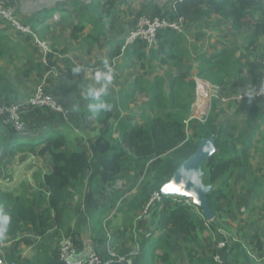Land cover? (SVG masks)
Returning <instances> with one entry per match:
<instances>
[{"label":"trees","instance_id":"1","mask_svg":"<svg viewBox=\"0 0 264 264\" xmlns=\"http://www.w3.org/2000/svg\"><path fill=\"white\" fill-rule=\"evenodd\" d=\"M142 15H146L145 10L139 17ZM213 15L226 21L231 31L249 30L250 47L255 46L259 38H264V0H176L172 9L163 12L157 10L151 16L171 20L183 18L184 29H160L157 46L151 47L137 39L124 52V42L111 51V59L122 53L136 55L143 73L151 74L152 79L147 88H143V79L138 76L132 90L121 91L118 96L104 95L102 101L110 104L111 110L93 112L101 127L89 149L82 146L81 138L73 147L72 140L57 128L46 130L43 125L33 124H28L26 128L24 122V127L17 130L13 123L0 118V163L3 159L12 160L23 152L49 157L47 171L35 174L38 184L36 191H31L24 182L18 193H1L0 211L11 217V223L5 237L0 239V245L29 231L43 242L33 261L28 264H66L60 258L56 241L67 234L77 243V235L96 214V197L103 192L102 185L113 186L128 171L134 170L141 171L144 179L137 193L124 202L121 211L126 216L140 212L158 192L161 199L152 203L150 215L155 228L162 231L159 234L153 232L150 236L143 234L139 241L134 240L139 246L136 254H131L134 248L129 250V254H124L125 251L120 253L127 257V262L112 261L109 264H171L170 250L174 241L179 238L199 240L200 233L208 227L207 223L211 222L213 227L218 223L219 226L223 214L233 210L235 197L231 188L235 180L242 182L244 190H251L253 197L262 195L264 168L256 169L254 166L253 151L256 147L253 146L251 132L260 126L258 121L262 115L258 103L249 100L244 124L219 123L211 117L204 120L195 118L187 124L192 113L197 80L187 75L193 63L190 62L191 52L185 46V32L193 24ZM82 28L79 24L74 27V38L78 37ZM11 50L16 55L19 51L25 53L29 66L26 75L29 76L34 59L27 47L0 30V60L12 56ZM49 58L51 62V53ZM111 59L92 64L94 74L96 70H106L104 61H107V67L114 77ZM196 61L197 76L213 85L227 86L229 80L242 81L246 69L254 88L261 85L264 63L258 58L244 60L229 46L214 54L200 53ZM153 62L185 68L187 71L166 81ZM7 88H0V99ZM139 88L149 94L147 110L153 114L159 112L146 123L132 122L121 116V109L129 107ZM112 122L116 124L112 125ZM27 129L30 134H25ZM209 136H214L217 147L203 165L204 182L213 186L208 193V201L215 214L212 221L206 219L202 208L193 201L186 202V197L164 196L161 193L162 186L170 180L177 167L195 153L204 137ZM94 162L96 171L88 177ZM84 187L89 188L88 199L70 206L69 202L75 194H82ZM259 239L261 237L256 234L250 243H255L257 250L262 252L264 248ZM221 249L225 252L220 261L215 258L218 254L215 249L213 252L216 254L204 252L194 264H258L240 242H233ZM14 251L12 258H16Z\"/></svg>","mask_w":264,"mask_h":264},{"label":"crops","instance_id":"2","mask_svg":"<svg viewBox=\"0 0 264 264\" xmlns=\"http://www.w3.org/2000/svg\"><path fill=\"white\" fill-rule=\"evenodd\" d=\"M107 1L108 0H6V5L15 12L20 20L29 25L32 30L34 28L33 31L42 44L37 43L32 36L25 35L13 29L10 24L1 17L0 30L27 47L28 52L34 59V68L33 71H31L32 74H39L38 69L42 70L45 67V74H70L69 79H73L75 76H78L73 74L72 68L76 65H81L86 71L81 72L80 74H82V77L76 79H80V81L84 79L88 80L94 75L92 64L99 60L111 59V51L118 48L120 44H123L126 35L134 27L137 21L136 19H138L142 10H145L149 15L154 14L159 9L163 12L167 9H172L176 0H119L118 2L109 0L111 4L106 3ZM116 6L121 7V10H116ZM77 24L82 25L83 28L78 33V37L74 38L73 30ZM110 30H112L114 36L108 32ZM236 33L240 32L231 31L229 24L218 15H213L193 24L185 32V46L189 48L191 52L190 62L197 66L196 57L198 54L216 53L228 46L227 41ZM128 47H131V45ZM122 50L124 52L125 49L122 47ZM50 53L51 62L48 61L50 59ZM236 55L238 56V54ZM20 58L24 59L21 56ZM111 60L113 62L112 69L116 76H119L123 71H129V69H132L133 66L138 65V63H140L141 66V62L136 55H126L122 53L120 56ZM135 68L137 69V67ZM195 71L198 73V70ZM247 77L249 78V75H247ZM53 81L56 82V80ZM98 86L99 85H97V87ZM115 88L119 89L118 87ZM7 90L11 92L9 88H7ZM128 90H132V87ZM103 97L104 96L101 97V100ZM81 98H83V94H79L78 92L75 96L73 94L71 98H64L67 105L72 108V110H65L64 112L50 107L26 109L27 107L30 108V106L27 104L22 105L21 116L22 120L25 122V127L27 128L28 124H33L43 125L46 130L49 128H57L72 140L73 147L76 146L77 139L81 138L83 141L82 146L89 149L93 140L99 135L101 126L90 110L89 105L87 107H78V105H81L79 103ZM88 102L89 104L95 103L89 100ZM121 116L126 117L123 111L121 112ZM126 118L132 122L138 121L131 119V117ZM84 123L88 125L85 130L77 129L73 125ZM115 124L116 122H112V125ZM261 127L264 129L262 125L259 129ZM25 134H30L28 129L25 130ZM19 155L23 160L26 159L27 162H37V159H44L45 163H49V157L47 155L40 156L29 152H23L19 153L16 157ZM14 158L12 160L3 159L0 163V195L2 192L6 191L15 193L20 192L24 182L27 183V187L31 191H36L38 189V184L34 177L35 171L31 172V174L24 172V176L20 178L19 170L17 167L12 166L14 164L12 163L14 162ZM40 166L38 162L36 171L45 173L48 165L45 168ZM95 171L96 165L94 162L92 169L88 173V177ZM235 182L238 183L239 181L235 180L234 183ZM250 192L252 191L247 190L244 195H251ZM88 193L89 188L84 187L82 190V198L76 202L75 200L70 201L69 205L75 206L78 202L86 201L88 199ZM136 193L137 189H134L128 194L123 195L122 203L124 204L126 200ZM115 197L116 194L111 196L112 199L110 198L109 200V206H106L107 196L105 194L96 197V214L92 216L87 226L76 237L77 243H75L79 248V258H87L88 254L93 250L103 255L106 254V237L103 240V235L106 229L105 221L107 220V216H111L108 220L112 219L109 227L111 231L117 236L120 233H124L125 229L123 221L121 220V216H124V214L115 211L114 207L116 204H112ZM234 197L233 210L228 214L230 218L238 214V199L235 195ZM223 219L224 217H222V220L219 222L220 226H227L222 222ZM73 224L74 220H72V226ZM229 226L230 225H228V228L230 229ZM239 227L241 228V226ZM138 229L141 233L145 234V236L150 232V234L153 232L159 234L162 231L155 228L152 223L151 215H146L144 218L140 219ZM237 231L241 232L240 230ZM24 240L28 241V243ZM18 242H20L19 245ZM42 242L43 240L38 236L26 231L16 239H11L1 244L0 255L4 257L7 264H28V262L33 261L38 253V247ZM132 246V248H138V244L134 245V243H132ZM13 251L15 252L16 258H12L11 253Z\"/></svg>","mask_w":264,"mask_h":264},{"label":"rangeland","instance_id":"3","mask_svg":"<svg viewBox=\"0 0 264 264\" xmlns=\"http://www.w3.org/2000/svg\"><path fill=\"white\" fill-rule=\"evenodd\" d=\"M115 1L118 2L119 0ZM116 10H121V7L116 6ZM146 15L149 14L146 13ZM108 32L113 34L114 36L112 30ZM104 33L106 34L105 31ZM249 35V30L233 34L232 37L227 41L228 46L236 54H238V57L243 58L244 60L258 58L262 63H264V38H259L255 46L250 47ZM10 52L13 54L12 56L10 55L9 57L0 60V88L4 89V87L9 86L8 88L11 89V92L8 90H6V92H2L3 98L0 99V105L13 103L20 104L22 109V105L26 104L28 99L33 96L35 90L40 85H42L48 93H51L54 96V98L62 106V109H64V111L72 110V108L67 105L64 98H71L73 97V94L75 96L77 92L79 94H83V98H81V101L79 102L81 105H78V107H87L89 105V102L85 98L84 93L87 87L92 84L91 78H89L88 80L84 79L80 81V79L77 80L76 78H81L82 74L77 75L78 77L75 76L73 79H69L70 74H45V67L42 70L38 69L39 74H32L30 72V75L27 76L26 72L29 69L28 64H26L25 62V60L27 61L24 55L25 53L19 51L18 55H16V52L14 53L13 50H11ZM246 54L252 56L249 57ZM19 56L23 57L24 59L19 58ZM153 66L156 67L155 69L157 70V72H159L166 81H169L172 77L182 75L181 73L187 71L185 68L178 69L173 65L162 66L157 62H153ZM135 67H137V69ZM33 68H31L32 71ZM195 70H198V65L196 66L193 63L192 69L187 74L188 77H192L197 80L195 96L192 104V118L190 120L195 118L204 120L207 117H211L219 123L238 122L240 124H244L249 100H238L237 96L240 93L252 91L255 89L253 84L251 83L250 78L247 77V75L250 74L248 73V69L244 71L242 81L229 80V84L227 86L213 85L208 80L199 78L197 76L198 73H196ZM138 76L141 77L140 79H143V88H147L150 79H152V75L144 74L140 63H138V65L133 66V68L129 69V71H123V73L119 74V76L115 75L108 85V93L112 92L110 94L118 96L121 91H125L133 87V82L135 81V79H137ZM53 80H56V82ZM200 82H204L206 84ZM200 86H204L206 89H208V93H201L199 91ZM115 87H118L119 89H116ZM54 88L59 89L55 90ZM143 88L137 89L135 97L129 102V107L127 109H120L121 111L123 110L126 117H131V119L133 120H138L139 122L146 123L153 116H156V114H158L159 112L153 114L152 112L147 110L149 94ZM250 101L259 104L262 116L258 121V125H262L264 127V96ZM36 107L45 106H30V108L27 107L26 109H35ZM73 125L77 129L79 128L84 130L86 129V127H88V125L85 123ZM251 132L253 134V146L256 147L253 151L254 166L256 167V169L264 168V129L262 127L260 129L256 128ZM26 162L27 160H23L20 155L18 157L15 156L14 162H12L14 163L12 166L17 167V169L19 170L20 178L24 176V172L31 174V172L33 171H35V177V174H38L36 171L38 162L44 168L48 165L47 163H45L44 159H37V162ZM143 177L144 175L141 171H128V173L124 177L118 179L113 186H110L108 184L102 185L103 192L100 193L99 196L105 194L107 196L106 206H109V200L111 196L116 194V197L113 199L112 204H116L114 207L115 211L120 212V214H124V212L121 211L123 205V195L128 194L134 189L138 190L144 179ZM234 184L235 185L232 186V194L234 193V195L238 199V214L233 218H230V216L228 215L229 213L223 214L224 219L222 222L227 226H218L217 223V225L213 227L211 225V222L207 223L208 227L205 231L202 232V234L200 233L199 240L187 241L184 238H179L174 241V246L170 250V253L172 255L171 264H194L197 261V258L205 254L204 252H206L208 255L218 253L219 255L223 256L225 250L217 247L220 243L222 244L223 242H226L225 248H227V246H229L233 242H240L244 247L247 248L250 256H252V258L256 260L258 264H264V249L261 252L257 250V246L255 245V243H250L251 238H253V236L256 234H259V236L261 237V239L259 240L262 242L264 248V191L259 198L253 197L252 192H250L251 195L248 194L247 196H245L244 194L247 190L243 189L242 183L235 182ZM81 196L82 194H75V197L72 198L71 201L75 200L76 202L77 200H80L82 198ZM190 201H192V199H187L186 202ZM146 209L147 204L144 209L138 213H131L127 216L122 215L121 220L123 221L125 230L124 233H120L118 236L115 235V233H113L109 228L112 219L108 220L111 216H107V220L105 221L106 229L104 231L103 240L105 237L107 239L108 236H111L114 249L119 254L123 253L124 251V254L128 253L129 250L133 249L132 243H134V245L136 244L134 240L139 241V239L143 235V233H141L138 229V223L140 222V219L144 218L146 215H150L152 207L148 208L147 210ZM228 225H230V229L228 228ZM239 226H241V228ZM237 230H240L241 232ZM149 234L147 236H149ZM68 236L71 235H64V237ZM64 237L56 241V245L58 247H60V242ZM217 248L220 250H217ZM215 249L216 253L213 252L215 251ZM104 257H107V251Z\"/></svg>","mask_w":264,"mask_h":264},{"label":"built area","instance_id":"4","mask_svg":"<svg viewBox=\"0 0 264 264\" xmlns=\"http://www.w3.org/2000/svg\"><path fill=\"white\" fill-rule=\"evenodd\" d=\"M0 17L6 20L13 29L25 34L34 36V40L37 43H40L39 38L36 33L32 30V28L23 23L20 18L15 14V12L6 5V0H0ZM171 27L177 30L184 29L183 18H178L176 20H171L168 18L160 17V16H150V15H142L138 18L135 26L125 37L123 49H126L135 40H143L149 46H157V34L158 31L162 28ZM45 46V45H44ZM205 94L208 93V89L203 92ZM264 96V74L262 77L261 85L252 90L238 94V100H255ZM29 106H45L50 107L58 111H63L62 106L56 101L54 96L51 93H48L45 88L40 85L35 90L33 96H31L26 102ZM21 105L20 104H2L0 105V118H4L6 122H11L14 124L17 130H21L24 127V121L21 116ZM192 118L189 117L187 120V124ZM161 195L156 192L153 197L147 204V209L150 208L153 202L156 200H160ZM146 209V210H147ZM59 255L61 260H63L66 264H109L112 261H117L120 263L127 262V257L119 254L112 245L111 236H108L106 239V251L107 257L105 258L103 254L93 250L91 251L87 258H79V248L75 243V240L71 237H64L60 242ZM219 248H225L226 242L220 243ZM138 248H134L131 254H136L138 252ZM217 260L220 261L221 255L217 254L215 256ZM0 264H7L4 257L0 255Z\"/></svg>","mask_w":264,"mask_h":264},{"label":"water","instance_id":"5","mask_svg":"<svg viewBox=\"0 0 264 264\" xmlns=\"http://www.w3.org/2000/svg\"><path fill=\"white\" fill-rule=\"evenodd\" d=\"M216 150L214 136L204 137L195 153L177 167L170 180L161 188L164 196L192 199L195 205L202 208L207 220L215 217L208 201V193L213 186L204 182L203 165Z\"/></svg>","mask_w":264,"mask_h":264},{"label":"clouds","instance_id":"6","mask_svg":"<svg viewBox=\"0 0 264 264\" xmlns=\"http://www.w3.org/2000/svg\"><path fill=\"white\" fill-rule=\"evenodd\" d=\"M104 65L106 70L100 69L95 71V74L91 77L93 83L87 87L84 93L86 99L95 102L89 104L90 110L94 113L111 110V105L101 100L102 96L107 95L108 85L112 80V70L107 67V61H104ZM85 71L81 65H76L72 68L74 75H79ZM97 85L99 86L97 87ZM10 223L11 217L0 211V239H3L7 234Z\"/></svg>","mask_w":264,"mask_h":264},{"label":"bare ground","instance_id":"7","mask_svg":"<svg viewBox=\"0 0 264 264\" xmlns=\"http://www.w3.org/2000/svg\"><path fill=\"white\" fill-rule=\"evenodd\" d=\"M207 89L204 87V86H200V88H199V91L201 92V93H203V92H205ZM202 95V94H201ZM206 96V95H205ZM204 98V97H203ZM200 99V98H199ZM204 101H207V100H204ZM197 105V104H196ZM195 111V110H194Z\"/></svg>","mask_w":264,"mask_h":264}]
</instances>
